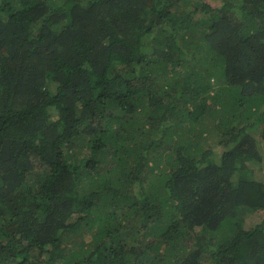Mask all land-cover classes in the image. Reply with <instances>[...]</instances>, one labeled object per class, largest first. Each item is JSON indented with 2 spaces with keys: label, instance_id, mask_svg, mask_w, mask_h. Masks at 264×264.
I'll list each match as a JSON object with an SVG mask.
<instances>
[{
  "label": "trees",
  "instance_id": "1",
  "mask_svg": "<svg viewBox=\"0 0 264 264\" xmlns=\"http://www.w3.org/2000/svg\"><path fill=\"white\" fill-rule=\"evenodd\" d=\"M262 141L264 0H0V264H264Z\"/></svg>",
  "mask_w": 264,
  "mask_h": 264
},
{
  "label": "rangeland",
  "instance_id": "2",
  "mask_svg": "<svg viewBox=\"0 0 264 264\" xmlns=\"http://www.w3.org/2000/svg\"><path fill=\"white\" fill-rule=\"evenodd\" d=\"M207 3L211 2L212 0H205ZM216 2H219V0H214ZM178 19H182V17H177ZM174 98H171L169 100V102H171L172 104L176 103V101H178V98L180 96H173ZM215 137V136H214ZM212 142H215V139L212 141ZM223 149V147L221 148ZM260 155H261V158H262V161L260 162H255L253 161L252 163L249 164V169L251 170L253 176L259 180H264V141L261 142L260 144ZM261 214H262V211L260 212H256V213H252L251 215H249L247 218H246V227H248L249 225L251 224H255V223H258L261 221Z\"/></svg>",
  "mask_w": 264,
  "mask_h": 264
}]
</instances>
